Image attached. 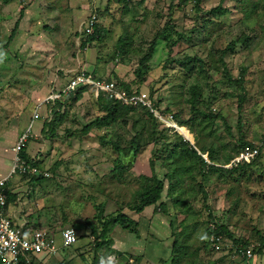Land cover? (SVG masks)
Instances as JSON below:
<instances>
[{"label":"rangeland","instance_id":"obj_1","mask_svg":"<svg viewBox=\"0 0 264 264\" xmlns=\"http://www.w3.org/2000/svg\"><path fill=\"white\" fill-rule=\"evenodd\" d=\"M171 2L0 0V178L8 174L12 166V147L24 133L31 136L28 142L30 155L39 161L41 172L50 173V176L38 182L25 181L22 187L15 190V193L22 191V199L25 198L23 207L29 212L26 215L30 223L28 226L37 227L40 223L42 228H48L49 224L67 219L68 216L77 221L92 217L98 205H103L105 211L107 209L109 212H129L137 195L145 187L140 175H152L150 157L154 154L152 158L160 163L153 150L156 148L153 147L150 119L146 115L143 117L130 113L125 116V120L109 126L93 125L85 133L86 125L105 114L99 100L91 93L83 94L80 100L73 99L74 95L69 94L60 104L48 106L43 119L34 120L30 129L29 116L33 115L36 104L45 97L54 83L64 84L81 65H85L96 76L118 75L131 81L134 70L141 67L140 60L153 48L150 70L143 88L149 87L156 101L160 100L162 110L166 106L172 109L173 112L164 113H168V117L172 116L171 122L176 123V116L184 119L191 112L187 99L192 84H199L208 91L211 79H214L225 92L234 89L232 85L223 82L217 57H210L213 59L211 78L197 68L192 71V75L187 74V68L180 61L185 55L194 54L207 61L205 48L210 47L216 34L221 31H225L223 41L220 40L221 46L245 34L249 36V42H237L234 50L226 56L233 75L238 77L242 68L246 69L245 111L243 114L239 112L238 96H235L234 91L227 98L219 97V109L216 111L225 115L232 134L227 133L225 124L221 123L213 135L217 138L215 145L223 148L222 157L232 153L235 144L231 143V139L236 142L235 138L239 137L238 123H243L254 141H260L264 136V0H201L200 10L195 12L193 6L189 12L187 9L184 13ZM217 5L227 9L223 16L211 14V9ZM91 11L97 13L103 36L92 41L93 44L83 46L82 23ZM19 19L20 24L13 33ZM166 26H174L176 31L194 27L197 31L190 39L177 42L171 49L168 42L171 37L177 36L172 28L166 30ZM163 30L171 36L168 41L162 38ZM125 36L130 37V44H126L124 51L125 48L127 50L120 55L118 49L121 43L118 44V40ZM154 42L155 48L152 47ZM47 124L51 125L53 131L43 130ZM183 127L196 148L205 147L208 138L202 137L196 142L194 134L186 126ZM134 137L144 146L134 166H129L123 172L114 171L118 153L111 144H104L102 138L127 148ZM145 151L146 155L140 156ZM260 159L242 177L240 171L232 176L210 173L204 181L207 199L195 189L198 181H189L188 184L183 182L180 186L182 198L191 200L192 209H195L194 213L187 214L190 219L185 228L181 226V221L186 213L182 209L174 210L173 202L166 196V186L162 200L167 202L171 213L169 220L174 216L172 228L177 231V235L180 234L179 238L187 246L185 251L193 253V257L189 256L191 259L197 258V261L204 264H213L214 260L219 259L223 264L229 263V260L222 259L221 254L212 251L207 235L209 213L221 216L229 230L242 239H257L264 234V147ZM164 172L162 167L159 168L160 178H164ZM18 176L15 174L14 181ZM18 197L19 194L16 201ZM149 212L150 209L143 212V216L149 220L143 217L137 228L139 234L128 232L127 235L143 241L140 242L141 258L147 264H153L162 257L167 258L168 251L170 258L167 262L164 259L161 264H171L172 243L176 235L171 228L167 251L165 248L164 251L159 249L160 244L166 243L162 242L160 236H165L168 224L159 232H153L147 224L154 223L150 221ZM85 240L78 239L74 246L62 248L60 253L63 257H70L72 251L80 252ZM58 242L62 243L60 236ZM126 244L128 246L129 241ZM109 257L119 259V252L111 251L107 255ZM32 258L35 264H41L37 257ZM79 259L77 264H85L81 253ZM105 260L102 264H108ZM116 261L112 260L111 264H116Z\"/></svg>","mask_w":264,"mask_h":264},{"label":"trees","instance_id":"obj_2","mask_svg":"<svg viewBox=\"0 0 264 264\" xmlns=\"http://www.w3.org/2000/svg\"><path fill=\"white\" fill-rule=\"evenodd\" d=\"M193 1H195V5L193 4ZM171 3L176 6V9L181 10L183 13L186 12L187 9L189 12L190 7L192 8L193 6L195 7V12L201 9L199 7V5L201 4V0H172ZM93 11H91V13ZM226 12L227 9L222 5H217L216 7L211 9V14L214 16H223ZM170 17L173 18V15L170 14ZM19 22L20 19L16 21L13 33L15 32L14 30L18 28L20 24ZM169 27L170 26H166L165 29L167 30V28ZM170 28L173 29L177 38H172L171 36H169V33L164 32V30L162 31V38L168 41L169 37H171L170 42H168L171 49L173 45L177 44V42L185 39H190L197 31V28L194 27L193 29L184 31H176L174 30V26ZM103 32H105V30H103ZM224 32L225 31L217 33L215 38L213 39L214 42L210 45L209 48H205L208 56L207 61H204L203 57L198 54L185 55L182 61H180L187 68V74L192 75V71L197 68L200 72H203L209 78H211L210 73L213 70V59H211L210 57L213 55L218 59L220 70L223 73V82L228 85H232V87L234 88L230 92H225L222 87L218 86V81H215L214 79H211L212 83L210 82V89L208 91H206L205 87H200L199 84H192L189 87L190 96L187 99V102L191 106V112L184 119L183 117L178 119L176 116V120L179 124L178 128L181 129L184 134H188V132L183 127L186 126L190 130V132L194 134L196 142H199L201 140L200 138L202 137L206 139L208 138L205 147H203L202 149L196 148L195 143L193 144L190 140L184 137L182 135L183 133L180 134L174 128L166 125L164 122L159 120L150 108L143 106L134 107L132 105H124L123 103H121V101L110 98L107 95H100L98 98H96V100H99L100 106L105 114L102 116H98L93 123L86 125L84 127L85 133H87V130H89L93 125H96L98 127L109 126L110 124H114L119 120H125V116L129 115L130 113L139 114L135 116L144 117V115H146L150 119L151 134L153 136V147L156 148L153 150L154 153L156 151L158 155L157 159H159L160 163H157V160L155 162L154 158H152L154 154L150 157L149 164L151 166L152 175H140V178L144 182L145 187L143 191L137 195L135 204L132 206V208H130L131 211L129 210L128 212L123 210H115L113 212H109V210L107 209L105 211V207L103 205H98L95 215L78 220L80 223H82V225L79 224L77 219H72L71 217H67L66 215L68 220H58L55 224H49V227L45 228L63 229L65 227H74L78 231V239H89L86 245H82L83 248H81L79 252V255L80 253L82 254L85 264H102V261L104 259H106L105 261L109 262L107 255L111 251L115 250L114 232L117 227L120 226L123 229H126L127 231L138 235L139 230H137V228H139L141 223L139 220H136L133 215H141L145 210L149 208H152L154 212L160 211L165 214V216L168 218H166V223L170 227L171 235V228L174 226L175 219L173 216V218L169 220V216H171V213L170 211H168V206L166 204L167 202L162 200L164 194L163 192L166 186V196L173 202L174 210L182 209V212L186 213V216L181 221V226L185 228L187 227L188 219H190L187 214L189 215L191 213H194L195 209H192L191 200L182 198L183 191H181L180 186L183 182L185 184H188L189 181H198L195 189L198 190V192L201 193L205 199H207L208 192L204 186V181L207 180L210 173H221L232 176L240 171V177H242L244 173L247 172L249 167L255 165L258 161L261 160L260 158L262 157L263 147H261L260 154L251 162H242L232 166L231 168L221 166L223 164L229 163L240 151L244 150V148H246L247 146L255 147L257 145H261V142L264 140V136H262V139L260 141H254L248 135V129L243 126V123H238L239 137L238 139L235 138V140H237L236 142L233 140V138L231 139V143L235 144L231 149L232 153H228L227 155H225V157H222L221 154L223 152V148L218 146V144L217 146L215 145L217 138L215 137V134L213 135V132L219 129V125L221 123L225 124L226 132L232 134L231 126L227 123L225 115L220 111H216L217 109H219L217 107L220 104V102L218 101L219 97L223 99L224 97L227 98L231 94H233L234 91L235 96H238V110L239 112H242V114L245 111L246 101V69L242 68V71L240 72L238 77L237 75H233L232 69L229 68V64L226 61V56L229 52L234 50L237 42L247 44V42H249V36L241 34L236 40H231V42L227 43L224 46H221L220 43L224 39H222ZM228 32L229 30L226 31V33ZM102 36V29L100 28L99 21L97 19L94 33L88 36L87 40L82 42V45L85 46L88 42H90L88 45L93 44L94 42L92 41L100 39ZM129 39V36H125L121 37L118 40V44L121 43L119 44L118 49L120 55L121 52L124 53L127 50L125 48L124 51V47H126V44H130ZM152 47L155 48V42L154 44H152ZM85 49H88V47ZM153 51L154 49L152 48L149 54L144 56L140 60L141 67H138L134 70V77L131 81H127L122 77H118V75H115V77H100L114 81L119 89L125 90L130 95L141 94L142 91H145L146 89L149 90L148 86L146 87V89L143 87H145L144 83L146 82L147 74L150 70L149 61ZM119 54L117 52V55ZM89 90L94 93V91H92L90 88ZM148 90H146V92H148L150 96L153 97L150 90ZM85 92L86 89L84 87H81L71 94L74 95L73 99L80 100ZM153 99L155 100V106L161 111L164 110L163 113L173 112L172 109L167 106L162 110L161 104H159L160 100L156 101L155 97H153ZM60 101L62 100L52 101L49 106L54 105L55 103L56 105L60 104ZM54 110L56 111L57 109ZM164 114L168 115V113ZM159 125H162V127ZM48 129H51V131H53L51 125L47 124L43 128V130L46 131ZM32 137H34V135ZM102 142L104 144H111L118 153V156L115 159L116 164L113 167V170L116 172H123L129 166L133 167L136 159L138 158L137 156L144 148V146L139 144L137 137H134L131 140V144L127 146V148H122L118 144L112 143L111 141H108L104 138H102ZM225 145L226 144H224L223 146ZM225 151L226 148L224 152ZM21 155L29 162L31 169H29L25 174L19 176L20 180L22 179L20 184L25 181L38 182L42 180L43 177L50 176V173L41 172L39 168V161L36 160L34 156L30 155L29 143L27 144L26 149L22 152ZM142 155L145 156L146 151L143 152L140 156ZM223 158H225L224 161H222ZM157 165H159V167L156 170ZM161 167L165 171L164 178H160L158 173L159 168ZM33 168L37 169L35 173L32 171ZM26 177H30V179ZM13 181L14 178L10 179L3 189L7 194L6 204L4 206L0 204V212L3 210L5 214L11 219L12 217L9 215V207L10 204L14 202V200L16 201L18 196L17 192L15 193L9 184V182ZM158 208H160V210H157ZM148 215L150 216L151 214L149 213ZM65 221H68V223H65ZM212 225H214L215 227L213 228ZM78 226H81V228H79ZM27 228L30 230L43 229L42 224L40 223H38L37 227H30L27 225ZM172 229L173 234L176 236L174 237L172 243L173 253L170 259V263L204 264L197 261V258L191 259V257H189L192 256L193 253L185 251L187 246L179 238L180 234L177 235V231H174V228ZM79 230L82 231L81 234L79 233ZM207 231L209 233H221L224 236L226 242L233 245L248 246L252 242L255 243L252 257L248 258L247 255H241L239 257L237 256L235 257V259L232 258L228 264H233L234 262H236L237 264H261L262 261V264H264V234H261L257 239H242L241 237H237L231 230H229L228 224L223 222L221 216H217L211 213H209ZM209 233L207 235H209ZM72 246H74V244ZM72 246L69 247L71 248ZM87 247L89 249H87ZM78 249L79 248H77L76 250ZM212 251L215 250L212 249ZM215 252L217 254H221L222 259L227 258L229 255L226 252V248L222 250L221 253H218L217 251ZM48 259H51V261H53L55 264L63 263L62 261H58L56 256L47 258V261ZM47 261L44 260L41 262V264H50V260L48 262ZM66 261V263L68 264H73L71 260ZM167 261L168 260H166V262ZM220 263L222 262H220L219 259V261L214 260L213 264ZM0 264H3L1 260Z\"/></svg>","mask_w":264,"mask_h":264},{"label":"built area","instance_id":"obj_3","mask_svg":"<svg viewBox=\"0 0 264 264\" xmlns=\"http://www.w3.org/2000/svg\"><path fill=\"white\" fill-rule=\"evenodd\" d=\"M97 22L96 13H91L86 26V35H91L95 31ZM92 88L96 97L107 95L110 98L121 101L124 105H132L134 107L143 106L150 108L159 120L167 125L174 126L172 116L168 117L155 106V102L148 92L142 91L141 94H128L125 90H121L116 86V83L106 78H101L91 74L85 67L80 68L78 73L68 79L58 91L51 93L46 99L39 104V109L43 104L51 99H57L69 95L77 89ZM40 118L39 111L34 114V120ZM30 129L32 125L29 126ZM29 133L21 134L12 147V166L7 175L0 178V204L5 205L7 202V194L4 192V187L8 181L14 178L15 174H25L31 169L29 162L21 155L26 149L30 139ZM260 153L259 147L247 146L240 154L232 161V164L237 165L239 162L251 161ZM32 171L35 173L36 168ZM62 238V243L59 244L58 237ZM79 238L78 231L74 227H65L63 229H28L27 225H17L5 214L0 212V260L3 264H35L32 257H37L40 263L45 258L58 255L62 248H67L77 243ZM208 241L212 249L220 252L226 248L229 254L227 259L229 262L235 257L247 255L252 257L255 243H250L248 246L233 245L226 242L224 236L220 233L211 232ZM233 264H237L234 262Z\"/></svg>","mask_w":264,"mask_h":264},{"label":"crops","instance_id":"obj_4","mask_svg":"<svg viewBox=\"0 0 264 264\" xmlns=\"http://www.w3.org/2000/svg\"><path fill=\"white\" fill-rule=\"evenodd\" d=\"M51 89L52 88L50 87L48 92L46 93V96L49 94ZM29 117H31V121H32L33 115L31 114ZM21 180H20V177L18 176V178L15 179L16 182L14 181L15 184L14 183L10 184V186L14 192L16 189L22 187L21 186L22 184H20ZM18 194H19L18 200L12 202L11 203L12 206L9 207V215L12 217L15 224L26 226V225L30 224L29 220H27V218H26V215L29 214V212H27L25 210V208L23 207V200L25 198L22 199V191L19 192ZM20 203L22 204V207L20 206ZM149 209H150L149 213H152L151 214L152 217L150 215V218H151L150 221L151 222L154 221V223L149 224V222H148L147 224H148L149 228L152 229L153 232L154 231L159 232L160 229L165 224H167L166 223L167 217L165 216V214L163 212H160V211L154 212L152 208H149ZM133 216L136 220H139L140 223L144 217L143 214H141V215L134 214ZM144 219L146 221L149 220L145 217H144ZM166 229H167V231H166L167 233L165 234V236L164 237L160 236L162 242L163 241L166 242L165 245H161V244L159 245V249H163V251H164V248L167 251V249H168L167 247L169 246V236H168L170 234L169 225ZM79 232L82 233V231H80V230H79ZM128 232H130V231H127L126 229H123L120 226L117 227V229L114 232V239H115V250H114V252H116V250L119 252V259L115 258V261L118 260V261H116V264H128V263H131V264H147V262H144L141 258L142 246H141L140 242H143V241H141V239H138V238H136L135 240L132 239L131 237H129V235H127ZM88 240L89 239L85 240L83 245H86ZM126 241H129L128 246L126 244ZM127 248L129 250H127ZM128 255H130V256H128ZM170 256H171V254L168 251L167 258H164V257L159 258L156 262H158V264H161L164 261V259L168 260L170 258ZM56 257H57L58 261L63 262L62 264H65L67 262L66 260H71L73 264H77V262H79V260H80L79 259L80 258L79 252L75 253L73 251H72L70 257H63V255L61 253H58V255H56ZM44 260L47 261V258L43 259L42 261H44ZM49 260H50V264H53V261H51V259H48V261ZM81 262H83V261H81ZM156 262H154L153 264H155ZM66 264H68V263H66ZM81 264H84V263H81ZM108 264H109V262H108ZM114 264H115V262H114Z\"/></svg>","mask_w":264,"mask_h":264},{"label":"clouds","instance_id":"obj_5","mask_svg":"<svg viewBox=\"0 0 264 264\" xmlns=\"http://www.w3.org/2000/svg\"><path fill=\"white\" fill-rule=\"evenodd\" d=\"M91 15V13L90 14H88V16H87V19H85L84 21H83V23L85 22V24H83L82 23V26H83V28H82V33H83V41H85V40H87V37L88 36H90V35H86V33H85V26H86V22H87V20H88V18H89V16ZM97 15V14H96ZM97 19H98V16H97ZM90 42H88L85 46H89L88 44H89ZM87 48V47H86ZM82 67H85V65H81L80 67H79V69L76 71V73H74L71 77H69L68 79H70V78H72L73 76H75L77 73H78V71L80 70V68H82ZM98 77H100V76H98ZM102 78V77H101ZM67 79V80H68ZM61 85H63V83L61 84ZM61 85H58L57 83H54V85H52L51 86V91L49 92V94L46 96V97H44L42 100H44V99H46L51 93H53V91L54 92H56V91H58V89L61 87ZM89 88L90 87H88V88H85L86 89V92L84 93L85 95L86 94H92L95 98H98V97H96V95H95V92L94 93H92L90 90H89ZM92 91H94L92 88H90ZM146 92V91H145ZM73 93V92H72ZM71 94V93H70ZM150 95V94H149ZM68 96V95H67ZM67 96H64V97H61V98H57V99H51L49 102H47V103H45V104H43L42 105V107L39 109V104H40V102L42 101H39L37 104H36V106H35V109H34V112H33V118H32V121H31V124L30 125H32V123H33V121H34V114L36 113V111H39V113H40V120L41 119H43L42 117L44 116V111L46 110V108L49 106V104L52 102V101H56V100H62L63 101V99H65ZM152 98V97H151ZM154 101V100H153ZM157 108V107H156ZM161 111V110H160ZM162 113H163V111H161ZM173 124H174V126H172L171 124L170 125H168V126H170V127H172V128H174L177 132H179L178 131V129H177V127L175 126V124H177V122L175 123V121L173 122ZM167 125V124H166ZM177 125H179V124H177ZM33 126V125H32ZM180 133V132H179ZM181 134V133H180ZM183 135V134H182ZM184 136V135H183ZM185 137V136H184ZM31 138V137H30ZM187 139H188V137H186ZM189 140V139H188ZM256 147H259L260 148V152H261V147H264V140L261 142V145H257ZM240 154V152L229 162V163H227V164H229V165H227V166H225V167H227V168H231L232 166H234V164H232V161L238 156ZM260 154V153H259ZM258 154V155H259ZM257 155V156H258ZM256 156V157H257ZM205 157H206V155H205ZM255 157V158H256ZM255 158H253V159H255ZM252 159V160H253ZM251 160V161H252ZM251 161H243V162H251ZM239 163H242V162H239ZM238 163V164H239ZM221 165V164H220ZM224 165L225 164H223V165H221V166H223L224 167ZM212 227L214 228L215 226L214 225H212ZM221 234V233H220ZM210 235V234H209ZM209 235H208V237H209ZM218 253H220V252H218ZM224 259H227V258H224ZM108 260H109V264H111V261L113 260V261H115V257H109L108 258ZM228 260V259H227Z\"/></svg>","mask_w":264,"mask_h":264},{"label":"bare ground","instance_id":"obj_6","mask_svg":"<svg viewBox=\"0 0 264 264\" xmlns=\"http://www.w3.org/2000/svg\"><path fill=\"white\" fill-rule=\"evenodd\" d=\"M175 126L177 127L178 131H179V132L182 134L183 132H182V130H181V129H179V128H178V125H177V124H175ZM183 135H184L185 137H188V136H187L186 134H184V133H183ZM188 138H189V137H188ZM189 139H191V138H189ZM191 140H192V139H191ZM192 141H193V140H192Z\"/></svg>","mask_w":264,"mask_h":264},{"label":"water","instance_id":"obj_7","mask_svg":"<svg viewBox=\"0 0 264 264\" xmlns=\"http://www.w3.org/2000/svg\"><path fill=\"white\" fill-rule=\"evenodd\" d=\"M189 139V138H188ZM189 140H191V139H189Z\"/></svg>","mask_w":264,"mask_h":264}]
</instances>
